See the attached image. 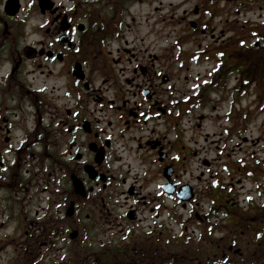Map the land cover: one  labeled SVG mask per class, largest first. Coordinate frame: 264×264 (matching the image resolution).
<instances>
[{"label":"flooded vegetation","instance_id":"flooded-vegetation-1","mask_svg":"<svg viewBox=\"0 0 264 264\" xmlns=\"http://www.w3.org/2000/svg\"><path fill=\"white\" fill-rule=\"evenodd\" d=\"M165 2L0 0L16 264H264V0Z\"/></svg>","mask_w":264,"mask_h":264},{"label":"rangeland","instance_id":"rangeland-1","mask_svg":"<svg viewBox=\"0 0 264 264\" xmlns=\"http://www.w3.org/2000/svg\"><path fill=\"white\" fill-rule=\"evenodd\" d=\"M167 2H165L166 4L168 3L169 0H166ZM172 2H177V3H181L182 0H170ZM185 6H183L180 11H182L184 9ZM169 10L170 8H166L162 10V14L163 15H169ZM137 17H141L139 14L136 15ZM129 22H131V19H128ZM143 29V31H148L149 27H144L141 28ZM171 29H168L167 31H163L161 33V36L164 37L165 35H167V33L170 31ZM172 36L175 35V33H171ZM164 43L162 42V45ZM165 54V53H163ZM244 104H246V102H244ZM228 103H226V108H227ZM225 108V109H226ZM264 116V115H263ZM263 116L259 117L258 121H257V125L262 124V120H263ZM264 124V123H263ZM260 128H264V126H261ZM261 129V130H262ZM257 128L254 127V124H252L251 126V130L249 131V133L247 134L249 137H251L252 135L257 136L259 134V132L256 131ZM251 135V136H250ZM248 145L246 144L244 147H247ZM35 204H40L41 203V199H35ZM43 203V201H42ZM32 217H34V213L32 214ZM2 222V220L0 219V223ZM32 231V230H31ZM25 228H18L17 227V223L14 221H8L5 223V225L3 227L0 226V264H16V257L14 256L15 253V249L22 247L20 245H14V244H8L7 241H5V238L7 237H20L22 235H24L25 233ZM53 252V253H52ZM51 252V259H50V264H58L62 262V258L55 256L56 254V250Z\"/></svg>","mask_w":264,"mask_h":264}]
</instances>
